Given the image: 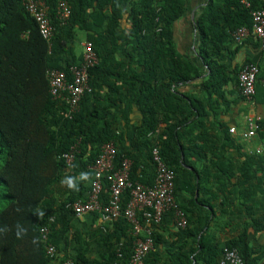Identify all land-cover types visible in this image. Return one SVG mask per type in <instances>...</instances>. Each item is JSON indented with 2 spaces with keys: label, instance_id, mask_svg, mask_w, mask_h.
Instances as JSON below:
<instances>
[{
  "label": "trees",
  "instance_id": "obj_1",
  "mask_svg": "<svg viewBox=\"0 0 264 264\" xmlns=\"http://www.w3.org/2000/svg\"><path fill=\"white\" fill-rule=\"evenodd\" d=\"M41 1L55 28L50 43L22 0H0V264H130L135 237L125 219L106 231L85 232L74 227L76 217L68 208L85 201L94 177L91 167L108 143L117 149L116 167L131 162L134 182L154 185V148L175 173V199L188 224L177 229L175 212L165 214L154 229L155 248L145 264H219L225 249L237 250L244 264H264V247L251 246L248 234L249 228L255 233L264 230V206L258 213L253 205L245 206L250 223L224 244L210 235L218 209L225 216L222 211L231 206L225 195L236 189L228 184L217 187L224 195L217 206L210 178L219 184L223 178L230 182L234 174L209 172L208 164L198 172L190 162L202 159L204 147L192 137L203 124L196 118L204 113L202 100L178 90L201 76L175 44L174 25L186 12V0H69L72 14L65 25L57 20V0ZM246 1L249 8L243 0H208L195 21L199 56L211 71L202 88L210 97L223 98V87L251 64L231 70L227 62L241 47L233 34L252 28V12L264 10V0ZM125 16L129 28L123 27ZM80 33L92 44L99 64L89 71L90 90L80 109L70 113L65 102L50 95L49 71L63 72L72 80L71 69L84 61ZM250 40L260 45L255 37L245 43ZM232 46L236 50L230 52ZM260 74L261 69L258 82ZM135 108L142 116L138 123L130 117ZM257 138L264 147L262 120ZM227 139L225 146H233L235 141ZM75 147L78 152L68 166L62 156ZM242 164V177L252 175L258 181L254 189H243L242 198L252 201L256 193L264 198V154L245 156ZM107 196L108 185L104 199ZM123 202H128L126 196ZM44 227L57 258L46 252ZM160 245L171 247L166 262Z\"/></svg>",
  "mask_w": 264,
  "mask_h": 264
},
{
  "label": "built area",
  "instance_id": "obj_2",
  "mask_svg": "<svg viewBox=\"0 0 264 264\" xmlns=\"http://www.w3.org/2000/svg\"><path fill=\"white\" fill-rule=\"evenodd\" d=\"M22 2L26 11L38 24L41 36L50 43L54 37L55 28L48 16L49 9L46 4L41 0H22ZM243 3L250 7L246 0H243ZM57 5V20L61 25H65L72 14L70 2L57 0ZM251 16L252 28L238 29L233 34L235 43L237 46H243L249 38L255 37L264 51V10L253 11ZM156 22H159V18ZM83 49L84 61L80 66L71 69V81L63 72L49 71L50 95L55 100L65 102L70 108V113H76L80 109L85 93L90 90L89 71L99 64L92 44L85 43ZM259 73L260 69L257 65L249 64L239 74L241 96L251 106L256 105ZM260 121L261 118L256 115L246 116L244 138L249 140L257 138ZM230 133L236 135L237 130L232 128ZM154 135L156 134L151 133L149 136ZM77 152L75 147L62 156L68 166L73 164ZM256 154H264V148H259ZM152 156L156 166L155 183L153 186H145L131 180L130 161L126 160L120 168L116 167L117 149L114 144L104 145L91 167L94 177L88 198L68 206L79 220L87 215H98L103 223L104 231L119 219H125L132 226V234L135 237L130 264H145L148 254L155 248L154 229L161 225L165 214L175 212L177 229H185L188 224L185 213L179 209L175 199V173L165 165L158 148H154ZM106 185H108V196L104 199ZM125 196L128 198L126 204L123 202ZM51 222H54V219H51ZM41 235L48 256L57 258V249L48 242L49 229L42 228ZM118 257H121L120 249H118ZM65 264L75 263L67 260ZM219 264H244V262L237 250L225 249Z\"/></svg>",
  "mask_w": 264,
  "mask_h": 264
},
{
  "label": "crops",
  "instance_id": "obj_3",
  "mask_svg": "<svg viewBox=\"0 0 264 264\" xmlns=\"http://www.w3.org/2000/svg\"><path fill=\"white\" fill-rule=\"evenodd\" d=\"M186 12L181 19H179L174 25L175 33V44L179 54L185 61L198 68L201 73L199 79L193 82H189L185 86L180 85L178 90L181 93L189 95L191 98L196 100H202L203 104H200L201 112L204 115L197 116L203 122L199 124L200 130H197L192 139L197 140V144L203 148L204 151L201 154L200 159H190V162L198 170V172L206 170L204 164H208L209 172H224L233 173L234 176L230 182L227 178L221 179L219 184L210 178V187L213 194L217 196L215 201L217 206L224 200L222 194L217 191V187L223 188L225 185H232V189L236 191L231 194H227L226 198H231V206L228 209H224L225 216H221L218 209V219L213 223L210 235L216 239L219 243L224 244L230 238L235 236L237 232L243 231L244 227L251 221V217L247 215V209L245 206L253 205L254 211L257 213L260 210V206H264L263 194L256 193L252 195V201H244L242 198L243 189L245 187L254 189L253 187L258 186L257 179L251 177L244 178L243 170L245 169L242 162L245 156H261L257 155L256 151L262 147L259 143L258 138L247 139L244 138L245 132V119L247 115H256L264 121V51L256 40H250L239 48L234 54H230L227 60L231 66V70L242 69V66L246 62L255 64L261 69L260 81L258 82L257 94H256V105L251 106L245 102L241 96L238 81L239 78H232L227 85L223 87V98L217 95H211L208 91H205L202 86L209 80L211 71L205 62L199 56V41L197 33L195 32L196 19L204 10L208 0H186ZM127 16L123 22L124 28H129L130 24L127 22ZM80 47L83 54V43L85 44V35L80 33ZM236 50V46L231 47V51ZM141 71V68L139 69ZM114 113V110H111ZM196 115V112L194 113ZM133 123L141 121V113L135 108L132 115L130 116ZM195 120V119H194ZM193 120V121H194ZM162 128L165 125H161ZM235 128L237 134L233 135L230 133V129ZM229 131V133H228ZM228 137H231L233 146H225L228 143ZM254 153V154H253ZM263 155V154H262ZM212 175V174H211ZM261 173L257 172L256 177L259 178ZM239 192V193H238ZM88 198V192L85 193L86 200ZM227 199H226V201ZM258 216V215H257ZM229 222V223H228ZM233 222V224H232ZM264 222V220H263ZM74 227L81 229L85 232L90 230L103 229V223L101 222L98 215L95 216L87 215L83 219H76L74 221ZM110 227V226H109ZM249 227V226H248ZM249 241L251 246L258 248L264 247V230L255 233L252 228H249ZM172 233V231H171ZM162 234L168 237L169 233L162 232ZM159 252L163 256V260L166 262L170 259L168 251L171 247L160 245ZM96 258V257H95Z\"/></svg>",
  "mask_w": 264,
  "mask_h": 264
},
{
  "label": "rangeland",
  "instance_id": "obj_4",
  "mask_svg": "<svg viewBox=\"0 0 264 264\" xmlns=\"http://www.w3.org/2000/svg\"><path fill=\"white\" fill-rule=\"evenodd\" d=\"M80 36H81L80 34L77 36V39H78L79 43H80ZM83 45H84V43H83ZM79 46H80V44H79ZM79 50L81 51V47L79 48Z\"/></svg>",
  "mask_w": 264,
  "mask_h": 264
},
{
  "label": "clouds",
  "instance_id": "obj_5",
  "mask_svg": "<svg viewBox=\"0 0 264 264\" xmlns=\"http://www.w3.org/2000/svg\"><path fill=\"white\" fill-rule=\"evenodd\" d=\"M67 182H68L69 186L71 187V186H72V182H71V180H69V181H67Z\"/></svg>",
  "mask_w": 264,
  "mask_h": 264
}]
</instances>
